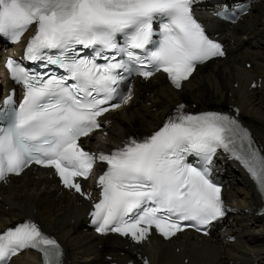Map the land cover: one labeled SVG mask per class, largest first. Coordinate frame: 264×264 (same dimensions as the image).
I'll return each mask as SVG.
<instances>
[{
    "label": "snow or ice",
    "instance_id": "snow-or-ice-1",
    "mask_svg": "<svg viewBox=\"0 0 264 264\" xmlns=\"http://www.w3.org/2000/svg\"><path fill=\"white\" fill-rule=\"evenodd\" d=\"M208 2L0 0V41L20 43L32 33L22 57L31 66L12 58L5 63L23 97L17 103L13 90L0 102V183L36 165L93 201L81 181L99 162L105 168L95 181L99 195L90 223L102 236L117 234L137 245L153 229L169 241L188 229L207 236L226 217L214 169L220 150L244 167L264 203V149L235 116L188 113L178 104L142 140L130 137L109 153L83 147L82 138L110 123L100 118L131 103L132 78L165 74L182 90L198 65L226 56L196 18L194 8ZM249 12L248 4L220 3L209 16L235 23ZM26 250L39 253L42 264H64L60 243L31 218L0 231V264H12Z\"/></svg>",
    "mask_w": 264,
    "mask_h": 264
},
{
    "label": "bare ground",
    "instance_id": "bare-ground-1",
    "mask_svg": "<svg viewBox=\"0 0 264 264\" xmlns=\"http://www.w3.org/2000/svg\"><path fill=\"white\" fill-rule=\"evenodd\" d=\"M250 5L249 14L236 24H216L214 33L226 50L223 59L198 68L179 91L159 76L134 83L133 100L107 117V135L98 144L107 147L145 135L173 106L184 102L196 110L235 105L238 117L264 149V3L250 0ZM257 79L260 87L249 90ZM220 169L216 176L228 187L224 199L229 213L208 238L185 232L170 241L150 237L141 245L129 246L116 237H95L83 225L87 205L60 190L49 171L34 169L0 186V230L13 221L33 219L59 240L65 264H123L133 252L141 253L149 264H264L260 199L236 166L225 164ZM35 261L31 255H21L12 264Z\"/></svg>",
    "mask_w": 264,
    "mask_h": 264
}]
</instances>
